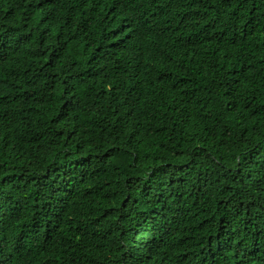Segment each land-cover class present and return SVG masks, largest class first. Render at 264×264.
<instances>
[{
    "label": "trees",
    "instance_id": "trees-1",
    "mask_svg": "<svg viewBox=\"0 0 264 264\" xmlns=\"http://www.w3.org/2000/svg\"><path fill=\"white\" fill-rule=\"evenodd\" d=\"M0 264H264V0H0Z\"/></svg>",
    "mask_w": 264,
    "mask_h": 264
}]
</instances>
